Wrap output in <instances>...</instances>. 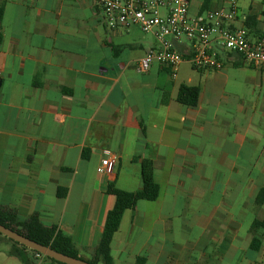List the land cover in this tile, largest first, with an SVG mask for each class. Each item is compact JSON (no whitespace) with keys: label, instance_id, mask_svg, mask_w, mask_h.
Wrapping results in <instances>:
<instances>
[{"label":"crops","instance_id":"crops-1","mask_svg":"<svg viewBox=\"0 0 264 264\" xmlns=\"http://www.w3.org/2000/svg\"><path fill=\"white\" fill-rule=\"evenodd\" d=\"M224 1L192 0L190 14ZM262 2L238 1L256 23L252 39L264 37ZM2 4L0 207L21 220L37 215L91 260L115 205L109 185L139 191L141 162L151 160L159 198L125 212L114 264H228L251 251L252 224L264 221V69L237 56L222 70L185 60L175 76L157 62L139 74L159 41L136 27L109 30L95 0ZM176 47L187 53L190 44ZM182 85L200 89L196 106L178 102ZM106 151L119 158L112 174L97 172ZM252 212L263 219L244 236ZM17 249H0V264H24ZM24 253L31 264H55Z\"/></svg>","mask_w":264,"mask_h":264},{"label":"built area","instance_id":"built-area-1","mask_svg":"<svg viewBox=\"0 0 264 264\" xmlns=\"http://www.w3.org/2000/svg\"><path fill=\"white\" fill-rule=\"evenodd\" d=\"M192 0H95L101 7L106 27L122 32L132 27L154 36L159 48H150L139 60V74L149 71L153 63L168 68L175 76L180 65L188 60L196 69L222 70L234 63L237 56L256 69H264V37L252 39L245 26V16L238 0H225L215 10L191 16ZM264 9V0L262 2ZM241 20L244 25L233 27ZM190 44L187 53L179 51L178 43ZM98 173L112 174L118 156L105 152ZM37 258H41L39 254Z\"/></svg>","mask_w":264,"mask_h":264},{"label":"trees","instance_id":"trees-1","mask_svg":"<svg viewBox=\"0 0 264 264\" xmlns=\"http://www.w3.org/2000/svg\"><path fill=\"white\" fill-rule=\"evenodd\" d=\"M4 11L3 4H0V21ZM203 14V12H201ZM253 17H247L246 27L252 28L256 23L251 24ZM2 37L0 35V42ZM200 89L182 85L178 94V102L180 104L194 107L198 104ZM142 166V188L137 192H127L118 189L114 184L108 187V193L114 196L115 205L107 215L104 232L98 246L95 249L94 257L91 260L82 259L79 256V250L71 237L59 231L56 227L45 226L37 215L27 220H21L17 213L0 207V224L4 227L15 231L22 236L35 241L41 245L52 248L53 250L76 259L87 261L90 264H114L111 254V244L114 235L120 228L121 221L126 211L135 209L139 201L154 202L159 198L160 187L154 180V165L151 160H143ZM264 201V189L261 191L257 200L258 205ZM253 239L250 249L253 252H259L262 248V232L264 233V221H254L252 224ZM0 236L2 234L0 233ZM7 238V237H6ZM12 241V240H11ZM18 249L13 255L18 257L24 264H31L30 259L26 257L24 252L31 251L35 255L38 253L29 248L12 241ZM40 255V254H39ZM42 256V255H40ZM44 257V256H43ZM47 258V257H46ZM55 264H62L53 259L47 258ZM146 259L138 258L136 264H145ZM264 264V263H262Z\"/></svg>","mask_w":264,"mask_h":264},{"label":"water","instance_id":"water-1","mask_svg":"<svg viewBox=\"0 0 264 264\" xmlns=\"http://www.w3.org/2000/svg\"><path fill=\"white\" fill-rule=\"evenodd\" d=\"M0 233L3 236L7 237L8 239H10L14 242H17V243L29 248L30 250H33V251L37 252L38 254H40L44 257L53 259L59 263H62V264H90L87 261L63 255V254L53 250L50 247L36 243L35 241H32V240L22 236L21 234L4 227L1 224H0Z\"/></svg>","mask_w":264,"mask_h":264},{"label":"rangeland","instance_id":"rangeland-1","mask_svg":"<svg viewBox=\"0 0 264 264\" xmlns=\"http://www.w3.org/2000/svg\"><path fill=\"white\" fill-rule=\"evenodd\" d=\"M3 1L4 0H0V4H2ZM238 1H239V3L242 6H245V5H247V4L251 3V2L252 3H256L259 0H238ZM255 219H263V217L258 212H252L251 214H249L244 219V221H243L244 227H243V230H242V234L244 236L246 235V232L248 230L247 227L250 226L252 221L255 220ZM2 238H4V240H7L6 241L7 243H1V239ZM11 243H12V241L10 239L6 238L3 235L0 236V249H1V251L5 250V247H7ZM0 256H2V255H0ZM41 258L47 259L46 257H43V256H41ZM47 260H49V259H47ZM240 260H243V262H244L243 264H246L248 262H250L251 264L264 262V238H263V248H262V251L260 253L253 252V251H248L247 253L239 252L237 254L234 262L228 263V264H240V262H239ZM35 264H39V263L36 262Z\"/></svg>","mask_w":264,"mask_h":264}]
</instances>
